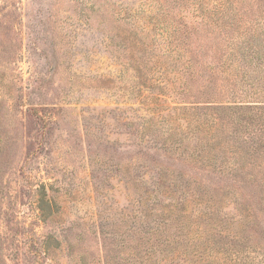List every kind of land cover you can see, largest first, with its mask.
Returning a JSON list of instances; mask_svg holds the SVG:
<instances>
[{
	"label": "rangeland",
	"instance_id": "374dc122",
	"mask_svg": "<svg viewBox=\"0 0 264 264\" xmlns=\"http://www.w3.org/2000/svg\"><path fill=\"white\" fill-rule=\"evenodd\" d=\"M212 3L0 0V264H157L164 241L171 264H222L206 252L234 249L242 209L264 218L254 119L218 106L207 69L179 90L158 47L163 11L191 26ZM197 98L208 129L171 109ZM244 236L235 247H263L264 225ZM149 244L162 252L143 261Z\"/></svg>",
	"mask_w": 264,
	"mask_h": 264
},
{
	"label": "trees",
	"instance_id": "16d2710c",
	"mask_svg": "<svg viewBox=\"0 0 264 264\" xmlns=\"http://www.w3.org/2000/svg\"><path fill=\"white\" fill-rule=\"evenodd\" d=\"M256 6L258 11L255 10ZM215 12L218 17H213L214 19L208 17L210 13L213 16ZM163 13L165 18L162 20V32L165 38L160 39L161 44L158 47L175 59L173 77L177 80L179 90H183L188 96H194L196 93L193 86L207 69L211 73L209 81L221 80L223 87L227 88V91L222 93L224 97H219L225 100H221L218 106L238 111L237 115H247L255 121L256 127L251 132L254 138L244 135L242 140L247 143L243 146L247 149H258V146L264 145V1L215 0V3L208 5L207 8L197 9V13L201 14H197L200 19H196L191 26L166 17L168 11ZM182 79H187V83ZM199 102L197 98L191 101V105H175L171 109L176 113V118L180 114L186 117L189 127L208 129L216 124L217 118L206 113L198 114ZM143 137L142 135L141 138ZM141 151L139 148L135 159L144 158L139 155ZM249 164L251 161L248 158L244 168L248 172L246 177L251 179L254 172ZM256 204L264 217V194L253 203L255 206ZM240 214L239 224L242 225L244 233L234 238L232 242L234 249L221 253L207 251L206 255L217 257L221 254L219 257L222 264H264V246L235 247V241L245 237L247 225L249 227L260 223L264 225V218L260 220L255 217L250 206L244 207ZM251 229L253 230L252 227ZM143 233L141 239L148 242L150 236L146 235L145 231ZM261 238L264 240V236ZM164 244L165 255L169 256L170 261L161 256V259H155L157 264H171L177 257L175 252L166 249L170 247V241H164ZM160 252L162 249H156L149 244L145 249L147 256L143 261H147L150 253ZM178 253L181 254V251ZM192 261L190 264H200L197 259Z\"/></svg>",
	"mask_w": 264,
	"mask_h": 264
}]
</instances>
